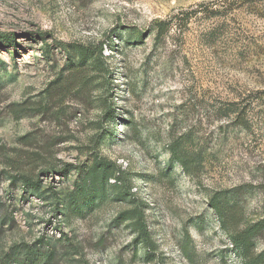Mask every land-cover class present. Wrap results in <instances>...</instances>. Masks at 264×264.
<instances>
[{"label":"rangeland","instance_id":"obj_1","mask_svg":"<svg viewBox=\"0 0 264 264\" xmlns=\"http://www.w3.org/2000/svg\"><path fill=\"white\" fill-rule=\"evenodd\" d=\"M243 1L0 0V262L31 245L49 264L246 263L210 203L264 218V0ZM201 4L223 15L156 39ZM184 132L199 175L170 151Z\"/></svg>","mask_w":264,"mask_h":264},{"label":"trees","instance_id":"obj_2","mask_svg":"<svg viewBox=\"0 0 264 264\" xmlns=\"http://www.w3.org/2000/svg\"><path fill=\"white\" fill-rule=\"evenodd\" d=\"M231 2L240 3L243 0H219L221 6H224L226 3L230 4ZM200 8L188 11H180L178 14L173 15L170 19L159 21L155 23V29L157 31L156 39L158 41L163 40L167 37L172 29L182 28V23L187 26V22L194 15H197L199 12L211 13L212 18L220 17L223 14L221 8H215L214 10L205 9V4L199 5ZM214 34H211V36ZM10 35L0 34V45H7L10 42ZM243 44V42H241ZM83 49V47H80ZM93 50V49H92ZM231 110V109H229ZM234 110L230 111L233 112ZM226 113V111H225ZM237 113V116L229 120V124H235V126L250 130L253 122L249 120V114L246 110L234 111ZM227 116L229 114H226ZM230 118V117H228ZM193 136L191 132H184L180 135H177L173 138L169 148L174 159L177 160L183 167L184 171L188 174L199 175L202 171L203 162L200 159L202 156V151H195L192 148ZM30 181L29 179H27ZM243 188H236L231 191H224L225 194L230 195L231 197H236V195H241ZM212 208H214L220 217L223 220L224 226L226 223L233 221L237 226L236 232L232 235V241L236 248L240 249L243 252L247 259L245 264H264V252L258 253L256 251V239L264 234V218L255 221L254 223H247L246 218L243 214V210L238 213V216L230 214V212L236 208L239 204L232 203L228 197H225L221 202L217 203L215 199L210 201ZM239 207V206H238ZM144 238L147 243H149V234L147 226L144 229ZM254 240V252L250 250L252 246V241ZM23 251L16 252L12 256H6L0 264H49L53 262L54 255L46 251L44 248H36L31 245H23ZM250 255V257H249Z\"/></svg>","mask_w":264,"mask_h":264}]
</instances>
